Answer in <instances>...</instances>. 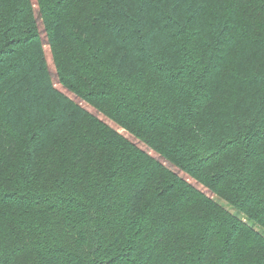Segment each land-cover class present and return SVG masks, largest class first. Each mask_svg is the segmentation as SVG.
Segmentation results:
<instances>
[{"label": "trees", "instance_id": "16d2710c", "mask_svg": "<svg viewBox=\"0 0 264 264\" xmlns=\"http://www.w3.org/2000/svg\"><path fill=\"white\" fill-rule=\"evenodd\" d=\"M0 264H264V0H0Z\"/></svg>", "mask_w": 264, "mask_h": 264}, {"label": "rangeland", "instance_id": "374dc122", "mask_svg": "<svg viewBox=\"0 0 264 264\" xmlns=\"http://www.w3.org/2000/svg\"><path fill=\"white\" fill-rule=\"evenodd\" d=\"M43 49H44V53H45V57H46V61H47V66L49 71L51 72L52 76H53V81H54V85L60 89L62 92H64L66 95H68L69 97L73 98L75 101L79 102L83 107H85L90 113H92L93 115H95L96 117H98L99 119H101L102 121H104L105 123H107L111 128L115 129L117 132H120L121 134L127 136L129 139L133 140L134 142H136L140 147L145 148L148 153L156 156V154H154L151 150H149L148 148H146L142 143H140L139 141H137V139L133 138L132 136H130L129 134H127L122 128H120V126H118L115 122L111 121L110 119H108L107 117H105L104 115H102L101 113H99L98 111H96L93 107L87 105L86 103L80 101L79 99L75 98L74 95H72L70 92L66 91L58 82L57 79L55 77V67H54V61H53V57H52V53L50 51V48L48 47L47 44L43 45ZM164 163L172 168L175 169L176 167H173L172 165H170L168 162L164 161ZM183 176L184 175L182 172L180 173ZM191 183H193L196 187L200 188L201 190H203L207 195L211 196L213 199H215L218 203L222 204L225 208L229 209V211L233 212V213H237L236 210L234 208H231L230 205H228L223 199L213 196L212 194H210L206 188H204L202 185L195 183V181L189 180ZM255 228L257 230H261V228L259 226H255Z\"/></svg>", "mask_w": 264, "mask_h": 264}]
</instances>
